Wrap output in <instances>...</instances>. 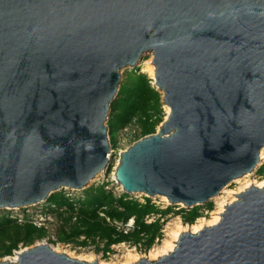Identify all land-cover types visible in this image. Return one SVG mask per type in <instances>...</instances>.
<instances>
[{
  "label": "water",
  "instance_id": "1",
  "mask_svg": "<svg viewBox=\"0 0 264 264\" xmlns=\"http://www.w3.org/2000/svg\"><path fill=\"white\" fill-rule=\"evenodd\" d=\"M149 52L171 112L119 153L124 192L189 209L256 169L264 0H0V209L84 189L107 168L121 70ZM220 215L169 254L133 264H264V187L240 192ZM11 256L0 264H100L49 244Z\"/></svg>",
  "mask_w": 264,
  "mask_h": 264
},
{
  "label": "trees",
  "instance_id": "2",
  "mask_svg": "<svg viewBox=\"0 0 264 264\" xmlns=\"http://www.w3.org/2000/svg\"><path fill=\"white\" fill-rule=\"evenodd\" d=\"M132 121L140 125L141 136L154 133L156 126L163 121L161 94L152 85L147 74L140 72L138 68H133L120 81L116 96L110 103L106 125L112 147L117 145L118 131ZM106 185L107 182H102L89 186L83 190L80 197L74 199L66 198L62 191L53 192L48 196L47 202L42 206L54 210L63 220L57 241L67 245L74 243L84 246L89 240L96 243L98 238L104 240L101 248L104 254L110 251L112 244L123 241L133 245L140 244L147 250L154 244L156 237L161 236L163 222L157 219L146 223L145 215L154 213L165 217L172 212L179 215L183 223L187 224H192L203 215V210L202 212L193 210L190 217L188 215L190 210L183 207L175 209L178 205L161 209L150 203L149 198L145 203H140L134 198H129L126 193L117 197L110 188H106ZM212 207L211 202V206L205 209L211 210ZM9 214L5 211L0 215V257L12 255L20 245H32L47 235L44 225H38L25 217L12 218ZM131 217L134 219V228L127 233L117 231L106 220L109 218L110 221L118 219L126 222Z\"/></svg>",
  "mask_w": 264,
  "mask_h": 264
},
{
  "label": "rangeland",
  "instance_id": "3",
  "mask_svg": "<svg viewBox=\"0 0 264 264\" xmlns=\"http://www.w3.org/2000/svg\"><path fill=\"white\" fill-rule=\"evenodd\" d=\"M150 59L152 61L151 54H145L143 56V59L140 61V63L138 65H136L134 67L123 68L121 70V80L133 68H138L140 72L147 74V76L151 80L152 85L155 87L156 85L153 83V80L151 79L149 73H147V71L144 69V66H143V63L146 61H150ZM160 94H161V109L163 112V121H164L166 119L165 117L167 116V111H166L167 106L162 101V92H160ZM159 126H160V123L156 126V131L159 129ZM141 137L142 136L140 134V125L137 122H131L129 125H127L123 129L119 130L117 133V145L115 147H112L111 143H110V149H112L113 151L112 152L110 151L109 163H108L107 168L103 172H101L99 175H97V177L92 179L86 185L85 188L92 186V185L101 184L102 182H107L106 188H108V189L110 188L117 197H118V195H121L122 194V191H121L122 187L113 178V174H114L115 166H116V163H117V160L119 157V153L121 151H124L134 141L138 140ZM263 178H264V162H262L256 168V170L251 172V174L249 176L240 180V182L232 181L231 183H229L225 187H226L227 191H231V190L236 191V190H238V188L241 187L242 184H244V181H246V182L260 181ZM84 189H75V190H79V191H74L73 197L81 196ZM62 190H63V188L58 190V191H55V192H60ZM126 194L129 196L128 193H126ZM131 194H134V193H131ZM222 195L225 196V199L228 197L227 192H224ZM131 196H134V195H131ZM45 202H43V204H45ZM211 202L213 204L212 209L209 210L208 213H206V214L203 213V215L200 216V217H205L206 219H209L211 216L210 213L214 210H217V206H218L217 202H215V200H212V199H210L205 204L195 205L196 207L194 206V208L191 207V209L190 208L186 209V210H190L188 215L190 217H192V215H193L192 211L193 210H196V211L200 210L201 212H202V210L205 211V208H209L211 206ZM41 204L42 203L36 204V205H31V206H28L26 208L23 207L21 209H16V210L0 209V215L3 214V212L7 211V212L12 213V214L19 213V215L21 217L23 215V218L25 217L29 220L32 219L38 225H41V226L44 225L45 228L47 229V235L40 240H36L34 243L45 241L52 248L56 249V251L67 253V255H70V257L77 258L80 260H85L84 258H81V257L91 255L94 260H97L99 263L102 262L101 264H104V263L105 264H122V263L126 262L127 258H129V257H127L128 255L130 257H133V256L139 257V259L140 258H147L150 251L158 249L159 246H161L163 244V241L167 238L168 233L170 231V227H172V225H174L177 222H181L182 224L187 225V223H183V221L179 215H176L175 213L170 212L164 217V221L162 224V227H164V233H162V235L159 237V239L157 241H155L154 244L149 249L144 250L142 245L134 248L133 244H131V243L128 244V242H126L124 245L120 244L119 246L118 245L113 246L110 249V251L108 252L109 254H106V255L104 254L102 256V253H101L102 247L101 246H102L104 240H99L96 243L95 242H89L87 245H84V246H80V245H77L74 243H68V245H67V243L57 241L58 232H59L61 225L63 223L62 217L59 216L58 213H56L54 210H50V208L48 209V207H43ZM171 205H173V204L170 203V205H168V206H171ZM175 205H178L180 208H182L184 206L182 204H175ZM183 208H186V207H183ZM175 209H176V207H175ZM200 217H198V218H200ZM81 238H83V237H81ZM24 247L25 246L20 245V248L17 251L22 250ZM14 255H15V253L12 254V256H14ZM153 261H155V260H153ZM135 262H133V263H135Z\"/></svg>",
  "mask_w": 264,
  "mask_h": 264
},
{
  "label": "bare ground",
  "instance_id": "4",
  "mask_svg": "<svg viewBox=\"0 0 264 264\" xmlns=\"http://www.w3.org/2000/svg\"><path fill=\"white\" fill-rule=\"evenodd\" d=\"M148 54H151L152 59H153L152 53L149 52ZM141 60H142V58H139L138 61L135 62V65L139 64ZM130 66H131V64L128 65V67H130ZM143 66H144V69L147 71V73H149L151 79L153 80V76H154V72H155V65H154L153 61H151V59H150V61L144 62L143 63ZM161 92H162V90H161ZM162 94H163V92H162ZM166 106H167L166 107V109H167L166 111H167V116H168V114L171 112V108H170V106L168 104H166ZM167 116L165 117L166 119H167ZM161 125L162 124L160 123V126ZM160 126H159V128H160ZM262 162H264V146H262V148L259 151V161L257 163L256 168ZM117 163H118V160H117ZM117 163H116V165H117ZM104 170L105 169H102L97 175H99ZM250 174H251V172H247L244 175L240 176L241 178L240 177H237L233 181L240 182V180L244 179L245 177L249 176ZM97 175H95V177H97ZM113 178H114V180H116L114 174H113ZM250 186H255L257 188H263L264 187V178L262 180H260V181H252V182H246V181H244V184H242L241 187L238 188V190H236V191H232V190L231 191H227L225 186L222 187V189L216 195H214V196H212V197L209 198V199L215 200V202H217V205H218L217 206V210H214V211H212L210 213L211 216H210L209 219H206L205 217H200L195 222H193L192 224H187V225H184L181 222L175 223L174 225H172V227H170V231L168 233V236L163 241V244L161 246H159L158 249L153 250V251H150V253H149L148 257H147L148 259L147 258H145V259L146 260L153 261V260H156V259L164 256V255L169 254L170 251H173L174 250L177 242L180 239V236L183 233L189 232V233H192V234H196L197 232L203 230L206 227H212V226H215V224H218L219 221H221V216L222 215H220V214H222L224 212L226 206L236 200L237 194H239L240 192H242L245 189L249 188ZM64 188H67V187H64ZM122 191H124L123 188H122ZM224 192H227V194H228L227 195L228 197L226 199H225V196L222 195ZM134 194H144V193H134ZM156 196L157 197H160L161 200H164L165 202H167L169 204L171 203L170 200H168V197L165 196V195H156ZM37 204H39V203H37ZM179 204H182V205L185 206V204L183 202H180ZM13 208H17V207H13ZM37 244L44 245V244H47V243L45 241H41V242H37ZM22 250L17 251V253H15L14 256L9 257V259L11 261H17L18 260V253L21 252ZM54 250H56V249H54ZM127 257H129V258H127L126 262L125 263H122V264H132L133 262H135V261L137 262V260H140L141 259V258L139 259V257H135V256L130 257L129 255ZM81 258H84L86 261H90V262L92 260H94L91 255H87V256L81 257Z\"/></svg>",
  "mask_w": 264,
  "mask_h": 264
},
{
  "label": "built area",
  "instance_id": "5",
  "mask_svg": "<svg viewBox=\"0 0 264 264\" xmlns=\"http://www.w3.org/2000/svg\"><path fill=\"white\" fill-rule=\"evenodd\" d=\"M132 122H135V121H132ZM110 151L112 152L113 150L112 149H110ZM256 170V169H255ZM74 191H79V190H75V189H72V188H63V190H62V192L64 193V195L66 196V198L68 197L69 199H74V198H78V197H80V196H75V197H73V195H74ZM122 191V190H121ZM122 193H125L124 191H122ZM131 194V193H130ZM129 194V198H134V199H136L138 202H140V203H145V200L147 199V198H149L150 200V203H153L155 206H157V207H159V208H166V207H168V205H170L169 203H167V202H165V201H163V200H161L160 199V197H157V196H147V195H145V194H131V195H134V196H131ZM82 195V194H81ZM119 196V195H118ZM47 202V201H46ZM42 204H43V202H42ZM41 204V205H42ZM184 207V206H183ZM177 208H180L179 206L177 207ZM176 208V209H177ZM49 209V208H48ZM186 209V208H185ZM23 211V210H22ZM208 211L209 210H207V209H205V211L203 210V213H208ZM101 215L103 216V213H101ZM9 216L10 217H12V218H18V219H21V218H23V215H22V217L19 215V213H17V214H12V213H10L9 214ZM157 219H159L161 222H163L164 221V216H160V214H154V213H151V214H147V215H145V217H144V221L146 222V223H151V222H154L155 220H157ZM106 220L108 221V222H110V224L111 225H113L114 227H115V229L118 231L119 230V232H123V233H127V232H130V231H132L133 230V228H134V219H133V217H131V218H129L126 222H123L122 220H118V219H116V220H112V221H110L109 220V218H106ZM160 231H161V235H162V233H164V227H162L161 229H160ZM159 239V237H156V239H155V241H157ZM99 241V239L98 238H96V242H98ZM89 242H92V241H90L89 240ZM88 242V243H89ZM126 242L125 241H123V242H119V243H115V244H112L111 245V247L110 248H112L113 246H115V245H124ZM130 242H128V244H129ZM102 246H103V244H102ZM101 246V247H102ZM140 246V244H138V245H134L133 247L134 248H136V247H139ZM104 251L102 250V256L104 255V253H103ZM109 251H107V252H105V255L106 254H109L108 253Z\"/></svg>",
  "mask_w": 264,
  "mask_h": 264
},
{
  "label": "crops",
  "instance_id": "6",
  "mask_svg": "<svg viewBox=\"0 0 264 264\" xmlns=\"http://www.w3.org/2000/svg\"><path fill=\"white\" fill-rule=\"evenodd\" d=\"M181 218V217H180Z\"/></svg>",
  "mask_w": 264,
  "mask_h": 264
}]
</instances>
